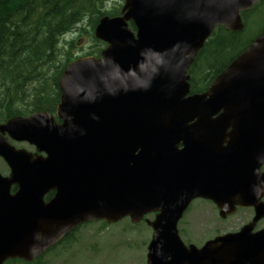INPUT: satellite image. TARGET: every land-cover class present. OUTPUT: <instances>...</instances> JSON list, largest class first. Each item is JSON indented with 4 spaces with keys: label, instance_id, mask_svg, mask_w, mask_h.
<instances>
[{
    "label": "water",
    "instance_id": "1",
    "mask_svg": "<svg viewBox=\"0 0 264 264\" xmlns=\"http://www.w3.org/2000/svg\"><path fill=\"white\" fill-rule=\"evenodd\" d=\"M259 1L124 0L119 15L100 18L94 36L106 45L65 66L55 116L36 111L0 127L45 153L0 145L20 185L13 200L0 194V208L34 217L0 224V264L32 259L84 222L137 223L152 212L146 264H264V227L254 230L264 215V29L206 91L191 93L187 73L214 28L242 30L241 12ZM48 189L56 193L43 203ZM196 198L221 217L238 206L255 216L186 244L178 223Z\"/></svg>",
    "mask_w": 264,
    "mask_h": 264
},
{
    "label": "trees",
    "instance_id": "2",
    "mask_svg": "<svg viewBox=\"0 0 264 264\" xmlns=\"http://www.w3.org/2000/svg\"><path fill=\"white\" fill-rule=\"evenodd\" d=\"M123 1L0 0V118L22 111L54 113L63 69L77 57L100 56L106 44L94 36V28L104 15H119ZM261 16L264 0L241 12L242 30L214 28L187 70L191 93L206 91L213 78L247 47L256 36L248 37L250 25ZM129 26L135 30L132 21ZM69 34L75 38H66ZM83 35L91 44L76 55L74 50L81 48L74 39ZM23 103L28 104L27 110ZM7 264L24 262L16 258Z\"/></svg>",
    "mask_w": 264,
    "mask_h": 264
},
{
    "label": "rangeland",
    "instance_id": "3",
    "mask_svg": "<svg viewBox=\"0 0 264 264\" xmlns=\"http://www.w3.org/2000/svg\"><path fill=\"white\" fill-rule=\"evenodd\" d=\"M264 24V16L250 25L249 36L257 35ZM264 27V26H263ZM75 38V34L67 37ZM87 35L74 39L81 49L74 54L81 55L91 44ZM192 203V204H191ZM184 214L179 228L184 230L186 238L193 243L205 241L227 232L237 231L250 222L252 212L249 208L238 209L231 215L221 217L214 203L205 199H195ZM154 213H148L137 223L124 217L114 223L104 220L90 222L75 234L79 239L73 247L78 264H146L147 245L152 230L145 219H153Z\"/></svg>",
    "mask_w": 264,
    "mask_h": 264
},
{
    "label": "flooded vegetation",
    "instance_id": "4",
    "mask_svg": "<svg viewBox=\"0 0 264 264\" xmlns=\"http://www.w3.org/2000/svg\"><path fill=\"white\" fill-rule=\"evenodd\" d=\"M22 105L27 110L28 104L23 103ZM36 111H42V110H35L32 112L22 111L19 113L10 114L3 118H0V127L2 125H5L10 119H13L15 117H23V118L28 117L29 115H31L33 112H36ZM45 112H48V111H45ZM50 113L55 116V112L54 113L50 112ZM55 120L56 122H60V120L57 119L56 117H55ZM0 145L1 147L8 150L9 152H18V154H21L22 156L28 155L31 159H35L38 156H45V153L43 151H39L34 144L30 143L26 139H22L21 137H18V135L8 131L7 129H0ZM260 170L264 172V163L261 166ZM11 171H12L11 165L0 154V194L3 193L2 197L5 198L6 200L7 199L13 200L14 197L17 195L18 191L20 190V185L16 181V178L11 175ZM55 193L56 191L54 189H48L47 191H45L41 198L43 203H48L54 197ZM196 199H200V198H196ZM194 200H192L191 202H193ZM261 200L264 202V197H262ZM207 201H210V200H207ZM191 204L189 205V207L191 206ZM242 208H249L251 210V212L253 213L250 219L251 221L253 217L255 216L254 206H249V207H239L238 206L236 211ZM32 218L34 217L25 216V214H23V210L20 209L19 207L18 208L16 207L15 208H9V207L0 208V224H7L11 226H19L21 224L30 225L33 220ZM42 220H46V218ZM90 222L91 221L84 222L76 226L74 229L70 230L63 237H61L54 243L50 244L44 251H42V253H40L36 257H33L32 259L11 257V258L5 259L3 264H7L9 260L16 259V258L23 260L24 264H78L77 263L78 258L74 254L76 250H73V247L77 246L78 241H79V239L76 238L77 236L75 234L78 232V230H80L81 227L89 224ZM179 224L180 222L178 223V230H179V234L182 240L186 244L193 243V242H190L186 238L184 234V230L179 228ZM263 227H264V215L256 221L254 230H258ZM196 245L199 247L202 244H196Z\"/></svg>",
    "mask_w": 264,
    "mask_h": 264
}]
</instances>
